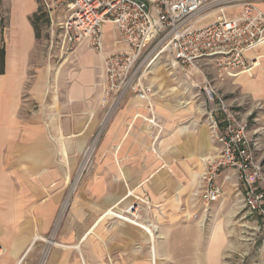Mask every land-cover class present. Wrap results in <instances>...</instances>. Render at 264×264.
<instances>
[{"label":"rangeland","instance_id":"374dc122","mask_svg":"<svg viewBox=\"0 0 264 264\" xmlns=\"http://www.w3.org/2000/svg\"><path fill=\"white\" fill-rule=\"evenodd\" d=\"M12 1L0 0L3 21L11 11ZM36 2L38 10L41 8L47 17L44 21L48 18L50 21L49 25L46 22L37 25L39 46L49 63L51 61L58 68L67 60L72 61L74 55L71 52L65 55L67 48H62L64 37L58 19L60 14L48 11L43 1ZM258 7L264 12V3L258 4ZM149 62L137 78L139 82L142 76L141 83L147 88V99L142 100L131 91L120 102H115L112 97H104L103 88L97 84L102 94L100 113L94 130L87 135L85 145L80 150L75 145L74 152L68 148L64 156L59 155V166L47 171L56 173L47 187L34 186L29 182L22 185L26 190L46 189L50 196L44 200L56 202L57 211L49 230L39 228L43 224L42 214L39 211V214L35 213L42 199L0 197V209H4V212L0 210V228L5 226L0 230L3 249L4 242L15 241L14 234L19 231L26 240L32 241L38 236L35 243L32 242L34 246L31 251V254H36L37 264H47L53 249L59 248L65 253L76 252L73 249L75 245L81 246L86 257L92 259L88 264H121L107 251L108 245L116 241L117 236L128 239L139 235L141 239H147V234L154 242L160 234L157 226L141 215L144 208L149 210L151 207L143 196L153 185L150 183L153 175L171 178L165 180L160 192L171 191V201L175 203L179 200L180 210L200 209V214L197 211L187 220H200L204 212L209 215L212 204L205 205L202 195L206 189L207 167L218 157L220 147L212 129L211 107L204 89L206 82L211 83L217 94L244 117L250 137L259 141L257 157L264 161V62L259 68L256 78L258 87L254 94L247 82L253 79L244 76L221 78L216 68L208 62L200 61L191 69H183L175 65L168 53H161L153 63ZM138 115L142 117L137 118ZM88 131L91 132V127ZM200 142L201 145L198 144ZM187 143L197 147L189 152L185 147ZM120 174H126L127 181L122 180ZM226 176L233 175L225 172L219 179L224 195L213 214L215 218H207V222L202 223L204 240L216 230L218 223L227 222L225 264H248L249 257L259 252L264 240L258 235L254 239L237 241L240 230L242 236H252L253 219L241 220L240 214L230 219L227 208L224 213H218L220 207L232 206L230 201L234 198H228V190L241 193L236 187L237 180L233 178L227 181ZM9 184L15 188L13 185H17L18 181ZM137 184L142 186L137 189ZM127 192L130 193L126 198ZM112 194L119 202L104 205L105 199ZM121 197L125 198L122 200ZM19 203H22L21 212H18ZM100 219H104L103 222L94 228ZM132 222L148 228L151 235ZM123 231L125 235H122ZM78 232L82 233L81 239L86 238L82 243L81 239L76 240ZM157 241H160L159 237L154 243L148 241L149 253L153 247L157 250ZM248 241L253 244L250 245ZM209 246L203 242L201 253H207ZM135 248H141V245ZM154 251L152 249V254ZM244 253L246 255L240 260L239 255ZM156 262L160 264L158 259ZM255 264H259L258 260Z\"/></svg>","mask_w":264,"mask_h":264},{"label":"crops","instance_id":"0c3cea01","mask_svg":"<svg viewBox=\"0 0 264 264\" xmlns=\"http://www.w3.org/2000/svg\"><path fill=\"white\" fill-rule=\"evenodd\" d=\"M12 2L11 11L4 21L0 13V197L42 199L34 212L42 214L43 224L39 228L49 230L57 211L56 202L44 200L50 196L48 190L36 188L26 190L22 185L29 182L34 186L37 184L47 187L48 182L56 176V173L47 171L59 166V155L64 156L68 148L74 152L76 147L80 150L85 145L87 135L94 130L100 113L99 103L102 94L97 84H100L102 67L98 56L86 46L73 54L72 61L67 60L59 64L58 68L51 64V61L49 63L44 51L40 49V38L32 23V18L38 10L36 0ZM104 42L107 51L125 48L120 42L118 31L109 24L104 26ZM259 51H264V48ZM175 65L191 69L180 64ZM259 70L257 68L251 73L233 74L227 78L236 79L244 76L253 79L247 82L249 90L254 94L258 87L256 78ZM96 114L97 119L94 120ZM140 117L142 116H137ZM90 127L91 132L88 131ZM198 144L201 145L202 142ZM185 147L192 152L197 146L187 143ZM120 176L122 180L127 181L126 174ZM157 178L158 176L153 175L151 178L153 181H149L153 185L148 187V192L143 198L151 203V207L149 210L144 208L141 215L159 230L160 234L154 241L156 242L159 237L158 252L155 247L152 249L156 254H152V249L150 253L147 251L148 241L152 242L147 234L144 235L147 239H141L139 235L127 237L128 239L117 236L114 239L116 241L108 245L107 251L121 264H157V259L160 264H225L227 222L218 223L216 230H213L209 237L206 236V241L202 226L203 222H207V218H215L213 214L216 207H219V202L212 204L209 215L206 214L208 212H204L200 220H187V217L194 216L197 211V214H200V209L180 210L179 200L175 203L171 201V191L160 192L165 180L171 178L167 175H164V179ZM16 181L18 184H12L15 187L13 188L9 183ZM141 186L142 184H137L136 187L139 189ZM112 189L113 187L110 188V192ZM122 190L121 185V192ZM227 192L228 198H234L230 201L232 206L220 207L218 213H224L227 208L228 218L232 219L240 214V219L246 220L241 214V193L231 189ZM129 193L125 195L126 198L129 197ZM164 193L165 196L162 195ZM115 202L118 203L119 200L115 201V195L112 194L105 199L104 205ZM20 205L22 203L18 204V212H21ZM0 210L4 212V209ZM103 220L100 219L94 228ZM3 228L5 226H1L0 230ZM241 232L238 236L235 234L237 241L251 239L242 236ZM123 234L125 235L124 231ZM14 235L15 241L4 242L0 264H37L36 254H31V251L38 236L31 241L23 239V234L19 231ZM81 235L82 233L78 232L76 240L79 241ZM85 239L82 238L80 242ZM203 242L210 245L207 253H201ZM248 242L250 245L253 244ZM136 245H141V248H135ZM73 249L76 252L65 253L59 248L53 249L47 264H88L92 260L86 257L81 246L75 245ZM244 255L246 254L239 255L240 260ZM257 260L259 264H264V245H261L259 252L249 257L248 264H255Z\"/></svg>","mask_w":264,"mask_h":264},{"label":"built area","instance_id":"2783aa9c","mask_svg":"<svg viewBox=\"0 0 264 264\" xmlns=\"http://www.w3.org/2000/svg\"><path fill=\"white\" fill-rule=\"evenodd\" d=\"M50 12L60 15L65 55L86 46L101 61L100 84L106 98L120 102L129 92L144 100L147 88L142 70L161 53L174 63L195 67L211 63L221 78L251 73L264 61V0H41ZM54 23H52L53 25ZM113 25L123 50L107 51L104 26ZM158 53L154 58L153 55ZM206 100L219 155L209 163L205 205L224 195L219 179L237 180L241 214L253 219L251 239H264V161L257 157L259 141L252 140L239 111L205 83ZM3 248L0 245V256Z\"/></svg>","mask_w":264,"mask_h":264},{"label":"trees","instance_id":"16d2710c","mask_svg":"<svg viewBox=\"0 0 264 264\" xmlns=\"http://www.w3.org/2000/svg\"><path fill=\"white\" fill-rule=\"evenodd\" d=\"M47 18L46 15L42 12L41 8L38 10L37 13L34 14L33 18H32V23L34 25V28L37 32V36L40 38V32H39V29L37 28V25L38 23L40 22H46V25H49L50 21H49V18L44 21V19ZM3 55H4V51H3ZM4 58V56H3ZM4 63V61H3ZM4 67V66H3ZM2 67V69H3ZM2 73H3V70H2Z\"/></svg>","mask_w":264,"mask_h":264},{"label":"bare ground","instance_id":"6f19581e","mask_svg":"<svg viewBox=\"0 0 264 264\" xmlns=\"http://www.w3.org/2000/svg\"><path fill=\"white\" fill-rule=\"evenodd\" d=\"M262 66V65H261ZM151 121V120H150ZM153 123V121H151ZM64 151V150H63ZM65 152V151H64ZM64 154V153H63ZM65 155V154H64ZM121 219H126L125 217H120ZM133 224H136L138 226H140L141 228H144L146 231H148V233L151 235V231H149L148 228H146L145 226H143L142 224L138 223V222H132ZM154 254H156V252L154 251Z\"/></svg>","mask_w":264,"mask_h":264}]
</instances>
